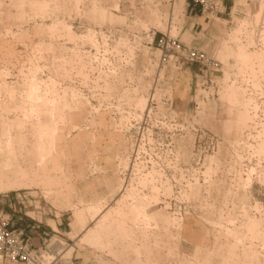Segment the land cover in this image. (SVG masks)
Masks as SVG:
<instances>
[{
	"label": "rangeland",
	"instance_id": "rangeland-1",
	"mask_svg": "<svg viewBox=\"0 0 264 264\" xmlns=\"http://www.w3.org/2000/svg\"><path fill=\"white\" fill-rule=\"evenodd\" d=\"M223 1L0 0V199L59 196L68 264H264V0Z\"/></svg>",
	"mask_w": 264,
	"mask_h": 264
},
{
	"label": "crops",
	"instance_id": "crops-1",
	"mask_svg": "<svg viewBox=\"0 0 264 264\" xmlns=\"http://www.w3.org/2000/svg\"><path fill=\"white\" fill-rule=\"evenodd\" d=\"M223 5H225V0L223 1ZM186 12L192 17L194 20L198 17L200 21L204 19L203 15L200 14V7L196 6L192 3V0H187L186 3ZM195 22L192 23L191 29L194 28ZM193 65V66H192ZM189 72L193 76V73H196V69L201 70V67L198 63H191L189 66ZM196 73L195 75H197ZM177 86V85H176ZM178 87V86H177ZM177 94L181 102L185 100L186 91H182L178 88ZM101 145V144H100ZM103 146V145H102ZM104 148H108L107 146H103ZM22 154V151H20ZM16 154V153H15ZM23 155V154H22ZM39 165L42 166V169L45 174L46 183L50 185L51 189H54L57 184L56 174L52 171H56L58 168L57 161L54 158L50 159V156L43 157L42 153H40ZM9 163H6V167L0 170V183L3 181L11 182L12 180L22 179L24 180L26 175H28V170L23 168L19 163H17V167L10 168ZM73 184V183H71ZM106 192V191H105ZM66 202L70 205H74V203L68 199H65ZM69 201V202H68ZM57 205L53 208H50V211H46L45 207H34V210H29L28 206L24 199L20 200L16 195H3L0 199V211L4 215V217L9 222L10 228L18 229L22 232L23 238L27 241L29 246H46L48 245L54 237L57 239L63 238L66 243V235L64 231H69V223L64 219L65 209L59 206V196H56ZM68 211V210H66ZM34 214L31 215L30 213ZM100 215V214H99ZM98 215V216H99ZM96 221L97 218H94ZM97 226L94 228L88 227L89 232L92 230L96 231ZM96 243V242H95ZM79 259V257H74V260ZM95 261V260H94ZM69 262V261H68ZM67 262V264H68ZM72 264H79L77 262H73ZM0 264H22L16 261L9 260L5 255H0ZM87 264H96L92 263V258L90 257V252L88 256Z\"/></svg>",
	"mask_w": 264,
	"mask_h": 264
},
{
	"label": "built area",
	"instance_id": "built-area-1",
	"mask_svg": "<svg viewBox=\"0 0 264 264\" xmlns=\"http://www.w3.org/2000/svg\"><path fill=\"white\" fill-rule=\"evenodd\" d=\"M192 3L199 6L202 11H215L221 0H192ZM165 37L166 39L164 37L160 39L162 47L176 54L181 65L198 63L207 68L218 65L217 61L205 51L189 46L171 35ZM66 249L65 242L57 238L46 246H29L22 232L10 228L9 222L0 211V255L22 264H67L64 259Z\"/></svg>",
	"mask_w": 264,
	"mask_h": 264
}]
</instances>
